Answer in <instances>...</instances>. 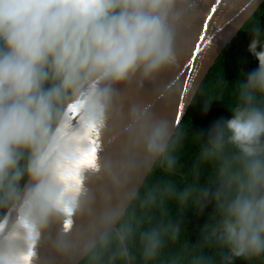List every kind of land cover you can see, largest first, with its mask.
Segmentation results:
<instances>
[{
	"label": "clouds",
	"instance_id": "obj_1",
	"mask_svg": "<svg viewBox=\"0 0 264 264\" xmlns=\"http://www.w3.org/2000/svg\"><path fill=\"white\" fill-rule=\"evenodd\" d=\"M198 3L0 0V264H42V246L43 264L264 262L259 24L248 46L258 68L199 142L193 182L170 178L184 133L150 103L125 110L129 90L175 67ZM209 200L189 246L174 218Z\"/></svg>",
	"mask_w": 264,
	"mask_h": 264
},
{
	"label": "water",
	"instance_id": "obj_2",
	"mask_svg": "<svg viewBox=\"0 0 264 264\" xmlns=\"http://www.w3.org/2000/svg\"><path fill=\"white\" fill-rule=\"evenodd\" d=\"M264 0H199L197 12L178 43L174 68L125 96V110L132 103L152 104V111L178 127L210 68ZM175 118V119H174ZM42 264L50 256L40 249ZM55 264H60L56 261Z\"/></svg>",
	"mask_w": 264,
	"mask_h": 264
},
{
	"label": "trees",
	"instance_id": "obj_3",
	"mask_svg": "<svg viewBox=\"0 0 264 264\" xmlns=\"http://www.w3.org/2000/svg\"><path fill=\"white\" fill-rule=\"evenodd\" d=\"M256 24H259L261 33H264V1L232 41L222 49L178 126V129L184 133L182 154L179 161L181 167L170 178L181 186L194 180V165L199 151V142H207V133L217 121H226L230 118L231 114L228 108L234 102V84L237 80L246 81L248 74L258 68V61L248 51V46L253 38V34L249 30ZM261 39L264 40V36ZM259 50L258 47L257 51ZM206 104H208L207 109H205ZM208 173L207 167L201 169L199 178L201 185L206 183ZM162 175L163 173L158 171L154 179ZM213 207V203L209 200L202 210H194L192 207H188L182 216L174 218V222L178 221L181 224L182 234H184L182 242L187 239L189 246H191L200 241L201 230L206 225ZM178 211L182 213L183 208L179 207ZM233 264H245V261L236 259ZM258 264H264V262H258Z\"/></svg>",
	"mask_w": 264,
	"mask_h": 264
},
{
	"label": "snow or ice",
	"instance_id": "obj_4",
	"mask_svg": "<svg viewBox=\"0 0 264 264\" xmlns=\"http://www.w3.org/2000/svg\"><path fill=\"white\" fill-rule=\"evenodd\" d=\"M175 119V118H174Z\"/></svg>",
	"mask_w": 264,
	"mask_h": 264
}]
</instances>
